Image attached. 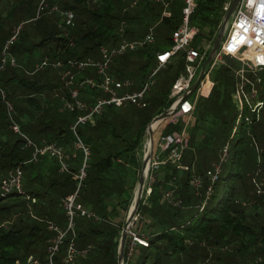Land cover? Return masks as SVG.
Instances as JSON below:
<instances>
[{
  "label": "trees",
  "instance_id": "obj_1",
  "mask_svg": "<svg viewBox=\"0 0 264 264\" xmlns=\"http://www.w3.org/2000/svg\"><path fill=\"white\" fill-rule=\"evenodd\" d=\"M56 1L58 0H45L44 4L50 2V6H54L57 4ZM152 1L154 2V0H98L97 2L95 0H59L61 11L71 10L75 13L74 25L71 26L74 32L67 33L65 36L60 28L61 18L58 16L49 25L47 24L45 33L47 37L37 44L50 47L52 55L48 56H52L49 57L51 60L81 61L91 57L95 60L98 58V52L102 46L119 44L121 36L118 31L122 24H128L130 27L125 32L126 37L139 41L146 37L152 25L156 24V20H161L165 24L162 32L169 34L168 41L171 47L173 32L179 27L181 20H173L171 12H169V16L164 15L170 2L167 3V7L162 4V0H155L161 5V9L158 10ZM223 2L224 0H199L198 8L192 18L193 25H196V21L201 24L199 26L201 34L196 42L201 41L203 35L208 41L213 42L221 27ZM17 5V2L12 4V6ZM8 13L7 18L11 14L10 8ZM48 13L51 14L49 10ZM20 25L18 24L16 29ZM24 29L26 28H22V31ZM13 32L6 33L8 35L4 40L3 48L14 34ZM21 34L18 35L9 51L12 56L19 48ZM36 39L33 34L29 38V40H34L33 42H36ZM149 45L151 44L127 53L116 60V65L112 66L111 72L116 73L117 79L135 80L139 83L138 86L145 84L148 78L146 71L157 66L156 53L164 51L162 48H153ZM175 59L177 56L168 66V69H172L178 63V73L175 78L167 83L164 82L156 92L151 90L148 97L149 104L144 108L148 109L153 106L156 110H151V113H156L155 116L148 113L147 123L141 131L136 132L129 144H126L127 140L123 135L129 124L120 120L121 113L119 111L142 120L139 108L133 105V107L130 106L132 108L129 106L126 108L105 107L103 113L96 116L99 118L94 127L90 126L93 124H86L89 125L90 130L84 141L78 133L83 144L90 149V159L93 155L97 156L94 164L92 162L90 164V159L87 161V165L89 164L86 168L87 178L80 191L78 201L85 202L84 204L89 208L99 209L98 212L103 214L96 215L98 219H92L90 224L78 223L76 230L78 235L75 243L77 249H84L89 245L98 249L96 253L92 250L93 254H90V251L85 257H80L79 264H118L119 235L122 225L121 221L116 223V219L120 214L113 203L106 201L107 197L103 192L108 188L109 197H121L127 189L128 181L126 179L139 170L140 165L136 153L143 148L142 140L146 135V128L155 117L170 108L172 103L169 100L171 86L184 69V56H180L174 63ZM138 66L141 67V71H137ZM213 74L215 86L209 98L199 99L194 129L189 132L186 142L188 148L181 156V164L189 167L187 173L184 178L180 179L178 174L182 170L176 169L170 161L167 162L168 165L165 167L166 169L164 168L166 183L162 186L154 185L149 197L151 206L139 209L143 215L142 222L145 226L142 233L147 231V227L150 231L145 234L146 239L143 234H140L142 231L140 228L138 236L147 244L145 246L139 242L136 243L135 261L131 264H206L207 262H211L210 264H264V223L258 214L253 216L250 211V208L255 205V199L260 197L253 180L255 177L259 180L260 176L264 175L261 165L263 159L264 166V108L258 123L248 125L242 122L233 132L238 116V111L231 100L234 88L233 71L228 67H217ZM209 83L206 82L202 90ZM209 88L211 89V84ZM202 92L204 94V91ZM208 93L205 94L208 95ZM195 94L196 92L192 96ZM82 96L83 100L89 99L83 93ZM102 96L105 97L104 94ZM259 100L264 102V89ZM4 110L0 103V128L9 129V122ZM73 115V119L68 121L69 125L77 118L76 113ZM164 124L166 121L160 126V129ZM206 124H210L209 129L206 128ZM183 129V122L176 125L171 123L165 128L164 134H181ZM202 129L209 131L207 134H202ZM1 131L0 138H3L4 134ZM39 133L40 131H37V134ZM91 134L97 135L98 141L102 138L103 140L95 144ZM198 134H202L199 141ZM110 136L113 141L108 140ZM248 138L252 143L256 158H258L256 147L261 150L258 170L260 168L262 171L257 176L254 175L258 170L249 175L242 172L248 161L246 150L243 148V144ZM254 139L258 144L256 147ZM43 141L59 142L58 144L64 148H69L71 143L63 131H59L52 138H43ZM228 142L230 145L229 158L220 163V158L215 160L218 149L222 150ZM23 146L24 142L20 137L15 142L6 137L5 141L0 139V221L9 223L7 229L0 226V264H16L18 261L21 264H29L31 256H33V260L37 258L38 264H49L47 259V261L44 260L47 255L46 248L53 233L44 224V220L45 218L55 220L63 226L64 219L60 217V204L63 198L76 190L73 174L80 169L79 163L83 151H80L76 162V165L79 166H73L72 161L70 164L71 173H66L67 179L57 180L55 176L56 172L59 173V165L51 173L47 172L49 167L47 163L40 167L45 157L34 163L31 161L33 151L25 150ZM176 147L174 145L169 152L160 153L159 157L162 161L170 160L168 156ZM82 155L84 156V154ZM198 159L200 161L196 166L197 172H195L198 175H203L215 161L221 164L218 180L213 184V192L209 198L206 197L209 183L207 180L203 185L204 190L200 189L197 192L191 187V178L194 175L192 168ZM18 166H22V170L30 169L27 176H24V194L17 191L4 194L1 189L2 183L8 178L9 172ZM173 177L176 188H169L168 181L171 182ZM118 183L122 185L120 192L114 190ZM59 191L62 192L60 195L57 194ZM170 191L176 192L177 197L183 202L182 207L170 206L167 202L164 203L165 205L160 204L158 197L164 195V192ZM27 196L30 197L29 200H27ZM33 200L36 202L32 203ZM111 205L114 206L110 207ZM30 208L35 209L37 216L32 218L27 215L25 220L21 219L10 225L14 216L27 213ZM91 211L94 212V210ZM147 214L150 215L151 223L146 219ZM70 240L71 236L55 257L54 264H65L63 259L66 256ZM125 253H128L126 248Z\"/></svg>",
  "mask_w": 264,
  "mask_h": 264
},
{
  "label": "built area",
  "instance_id": "obj_2",
  "mask_svg": "<svg viewBox=\"0 0 264 264\" xmlns=\"http://www.w3.org/2000/svg\"><path fill=\"white\" fill-rule=\"evenodd\" d=\"M180 1L183 4L181 23L173 32L171 47L167 50L157 52V66L153 69L147 81L139 91L131 90L133 84L130 80L115 78L111 74V67L112 64H114L115 58L124 56L128 52L136 51L148 44L155 43V27H151L149 29V34L146 35L145 39L142 41H129L124 38L127 27L125 24H122V28L120 30L121 41L116 46H102L100 48L101 60L88 58L81 61H64L61 59L51 60L47 58L42 61V63L36 65L35 71L48 69L62 71L61 86L55 89L54 92H57L58 90L62 92L66 90L68 91L69 96L67 97L68 94H64L63 96L64 102L62 104V110L77 114L76 122L71 126V128L84 154V164L77 173L73 174V179L76 183V190L74 193L67 195L62 199L63 207L65 208L68 216L66 225L64 226L65 228H61L51 221L47 222L48 229L53 233V237L48 243L49 264H54V259L60 252L62 246L65 244L68 236H71V240L66 256L63 259L65 264H75L78 257L85 256L92 250V246H87L84 249H77L75 245L77 230V223L75 220L76 215L79 213L81 216H93L92 218L98 219L94 212L82 208V206L77 203L80 197L79 192L83 188L82 185H84L86 180V165L91 154L90 149L83 144L82 140H80L78 136V128L81 125L93 124L96 116L101 115L107 106L124 108L126 106L133 105L139 108H146L149 104L146 96L155 82V77L161 70L166 69L171 60L179 54H183L184 56V69L170 90L169 100L172 101L170 108H176L177 106L178 108L169 119L172 120L178 111H180L183 115H190L196 108V104L190 100L194 92L189 96H186V94L198 77L199 70L211 50L212 42L207 39H203L199 41L200 43L198 45H196V39L201 34V29L192 24V18L198 8L199 0ZM232 1L233 0H224L222 4L221 13L223 20L230 9ZM44 2L45 0L40 3L41 9L44 8ZM49 11L51 14L57 13L61 18L60 23L65 26L74 25L75 13L73 11H61L56 7L51 8ZM165 15L169 16L167 13H165ZM65 36H67V33ZM17 37L18 32L16 31L6 42L2 50V64L0 65V71L5 69L8 63L15 67L16 59L9 51L11 46L17 40ZM225 55H229L241 63V67L239 69H232L235 77L232 101L238 111L236 124L233 129L234 132L242 122H245L248 125L258 123L261 120V114L264 108V102L257 98V87L263 84L261 74L264 71V0H241L238 8L231 18L229 31L217 51L213 63L209 65L206 70L205 78L200 85V89L195 91L198 95L200 93V96H204L201 93V87L204 82L208 80L211 81V76L214 70L218 67V64H225ZM89 69L95 71L97 78H79L80 74ZM213 85L214 82L212 83V86ZM88 90L101 91L105 97H97L95 103L92 106H89L85 103V101L81 100L82 92ZM55 97H58V94H56ZM0 101L6 105L11 129L24 142L23 148L25 150L32 149L33 158L31 161H38L41 156H49L57 161L61 173H71L70 159L73 154L68 152L58 143H49L47 145L40 146L31 140L23 132L19 122L13 117L14 106L12 102L8 100L7 94L1 86ZM175 139L177 138L171 134L162 135L160 138V153L169 152L175 144ZM228 144L229 142L221 150L220 163L227 160ZM162 163H166V160L162 161L159 155L153 157L151 161L153 169L159 168V165ZM220 163L212 164L215 174H209V181L211 184L207 188V198H209L212 194L213 184L218 180L221 169L216 165L221 166ZM261 165L263 166V162ZM261 171L262 170L259 168L255 176L259 175ZM198 176L199 177H196L193 180V185L195 186L193 188L197 192H199L204 185L201 178L203 176ZM23 177L24 173L22 166H18L12 170L8 178L3 183L2 191L4 194L14 191L24 194ZM253 181L257 188V194H263L264 179L258 180L257 177H255ZM26 198L27 200L30 199L29 196ZM35 202L36 201L33 200V203ZM134 240L139 243L143 242L137 237V235H134ZM134 249L135 247L130 244L129 257L133 254ZM29 262L38 264V261L33 260V258H31Z\"/></svg>",
  "mask_w": 264,
  "mask_h": 264
},
{
  "label": "rangeland",
  "instance_id": "obj_3",
  "mask_svg": "<svg viewBox=\"0 0 264 264\" xmlns=\"http://www.w3.org/2000/svg\"><path fill=\"white\" fill-rule=\"evenodd\" d=\"M58 1L55 2L57 4L54 7L60 8ZM95 1L97 2L98 0H95ZM15 2H17L18 5L12 6V4ZM40 3H41V0H0V65L2 64V52H1V50L3 48L4 40L8 35L6 33H8V32L11 33V31L14 28H16L18 26V24H21V25L19 26L18 30L15 29L14 32L17 31L18 35L20 33H22L21 39H20V42L18 45L19 48L13 55L16 59V65L14 67L8 63L7 67L5 69H3L2 71H0V86L5 90L8 100L11 101L12 104L14 105L13 117L20 122L19 124L21 126L23 125L24 130H25L24 131L23 127H22L23 132L31 140H33L38 145H47V144H49L48 141H43V138H48V139L52 138L55 134H58L59 131H63L64 134H66V136L68 137V139L71 140L69 147H71L74 150L73 152L76 153V155L78 156V154L80 152L76 146V137L73 135L72 128L70 127V125L68 123L69 120L73 119L74 115L72 112L65 111V110L63 111L62 110L63 106L60 108L61 109L60 111L61 112H67V113H64V114L59 113L58 109H56V107H57L56 106L57 102L55 101L56 94H58L57 98L62 101V104L64 102L63 101L64 100V98H63L64 92L59 91V90L57 92H54L55 89H57V88H59V86H61L60 83H61L62 72L59 70H53V69L35 71L37 64L42 63V61H44L47 58L51 59L49 57H52V56H48V55H52V50L49 49L50 47L38 46L37 43H39L41 40H43L44 38L47 37V35L45 34L47 31V26L51 22L54 21L55 17L58 18L57 13H54V15H51L48 13V10L50 7V2L46 3L44 5L43 9L40 8ZM153 3L156 4L158 10L161 9V5L158 2H156L154 0ZM167 3H169V8L167 10L166 9L165 10L168 12H171L173 14V20H175V19L181 20V9H182L181 1L180 0H162V4L164 6L168 7ZM9 8L11 9V14H10V17L7 18V13H8ZM34 17H37V18L33 19ZM222 22H223V16H222ZM222 22H221V24H222ZM230 23H231V20L227 26L226 34L229 31ZM156 24L158 25V28L156 30V34H157L156 41H155V43L149 45V47H153V48L158 47V48H162V49H169L170 48V43L168 41L169 40L168 39L169 34L167 32H165V33L162 32V30L165 27V24H163L161 22V20H156ZM58 25H59V21H58ZM200 25L201 24L198 21H196V26L199 27ZM24 27L26 29H24L22 31V28H24ZM126 27H127V25H126ZM60 28H61V31L63 32V34L74 32L72 29L73 27L65 26L62 23H60ZM121 28H122V26H120V30H121ZM120 30L118 31L119 35H121ZM32 34H33L35 39L37 38L36 42H33L34 40L33 41L29 40V38ZM60 37H63V36L60 35ZM142 37H144V36H142ZM201 38H202L201 40L206 39V37L204 35ZM199 43L200 42L197 41L196 45H198ZM12 46H11L10 50L12 49ZM51 47L53 48L54 46L52 45ZM53 51H54V48H53ZM128 53H130V52H128ZM180 56H183V54H179L177 56V59L174 60V63L177 62V60ZM86 59H84V60H86ZM98 59L101 60L100 52H98ZM145 60H147V59H145ZM138 63H141V62H138ZM224 63L225 64H222V63L218 64V67H228V68L233 69V70H237L241 67V63L237 59H235L229 55L224 56ZM177 64L178 63H176L174 68H172V69H168V68L163 69L158 73V75L155 77L156 83L154 82V84L152 85L153 87L151 88L152 92H156L164 82L167 83L168 81H172L175 78V75L178 73ZM112 66H113V64H112ZM111 69H112V67H111ZM136 69H137V71H141L140 66H138ZM152 71H153V68L148 69L146 71V73H147L146 76L148 75V77H149V75L152 73ZM233 74H234V71H233ZM213 76H214V74H212L211 78ZM261 76L263 78V84L257 87V91H258L257 98L261 97V93L263 92V89H264V71L262 72ZM147 79H146V81H147ZM234 79H235V77H234ZM211 81L213 83V78L211 79ZM214 86L215 85H213V88H214ZM213 88H212V90H213ZM82 93L88 95L87 91H83ZM211 93H212V91H211ZM149 95H150V92H149ZM209 96L203 97V98H209ZM81 97H82V94H81ZM53 98H54V100H53ZM0 103L2 104L3 108H6V105L2 101H0ZM43 104H45V105H43ZM232 104L234 106L233 101H232ZM130 106H132V105H130ZM130 106H129V108L133 107V106L132 107H130ZM22 107H24L25 109H22ZM15 108L17 109L18 113H16ZM139 110H140L139 112L142 116V120H141V118L132 117L126 113H122L121 111H119L121 113V119L120 120H124V121H126L127 124H129V126L126 125L127 126L126 133L123 134L124 138L127 140L126 144H129L133 140L136 132L141 131L142 128L145 126V123H147L148 113H151V110H156V109L152 106L151 108H148V109H144V108L141 109L140 108ZM5 113H6V117L8 119V122H9V127H8L9 129H6V127L4 129L0 128V130H2L1 133L4 134L3 138H0V139L5 141V137H6L10 141L15 142L19 136L17 134H15L11 129V124H10V121L8 118L7 110L5 111ZM155 114L151 113V115H153V116H155ZM18 115H19V117H17ZM169 120L170 119L166 120V124H164L165 126H167V124L170 122ZM51 122H53V123H51ZM75 122H76V120H74L73 124ZM177 122H175L174 125H176ZM192 122H193V118H192ZM191 126H192V124L190 122V127ZM209 127H210V124H206V128L209 129ZM163 128L160 129V133L157 135L156 140H155L154 157L159 155L161 152L160 138L162 135H160V134H161ZM193 129L194 128L189 129L187 131V134L184 135L183 137L182 136L177 137L176 135H174L175 138H177V139H175L174 145L181 148V152H180V156H177V158L172 163L176 169L182 170L178 174L180 179L185 177L187 170L189 168L186 165H182L180 160H181V156H182L184 150L186 148H188V146L186 145V142H187V139L189 136V132H191ZM89 130H90L89 125H81L79 127L78 133L80 134L83 141L86 138V135H88ZM37 131H40V133L37 134ZM208 131L209 130H206V131H203V129L201 130L202 134H207ZM150 132H151L152 138H153L152 127L150 128ZM248 132L250 133V131H248ZM36 134L38 135L39 139L42 142L37 138ZM202 134H198V141H199ZM91 135L93 137L95 144H98L97 142H99V141L101 142V140H103V138H102L101 140L98 141L97 135H95V134H91ZM250 136H252V135H250ZM252 138H253V136H252ZM110 139L113 141L111 136L109 137L108 140H110ZM108 140H106V141H108ZM146 141H147V135H144V138L142 140L143 148L141 150L139 149L136 153V158L139 162L140 168L136 172V174H133L134 176L128 175L129 177L126 179L128 181L127 186H126V188H127L126 192L121 197H119V196L109 197L108 196V193H109L108 188H106V190L103 192L104 196L107 197L106 201L108 203H113L118 210V214H120L119 217L116 219V223H120V221H121V225H122L121 232H120L121 234L119 235L120 239H121V235H122L123 229L125 227V224H126L128 218L131 215L133 208H134V200H135V194L137 191L138 181L140 178L141 169L143 166L144 159L147 155L146 154L147 153L146 152ZM254 141H255V139H254ZM256 142L257 141L254 142L255 147H256V145L258 146V144ZM228 146L229 147L227 149V151H228L227 159L229 158V150H230V145L228 144ZM243 148L246 150V156L248 157V161H247V164L245 165L244 169H242V172L245 175H249L250 173H253L254 171L258 170L259 156H260L261 150L259 151L260 148L258 147V149H257V147H256V151L258 154V158H256L255 153L253 151L252 143L250 142L249 138L246 139L245 143L243 144ZM29 150H32V149H29ZM221 152L222 151L220 149H218V154H217L215 160H217L218 158L221 157ZM31 157L33 158V156H31ZM42 157H45V158H43L44 162H41L40 167L44 166L45 163H47V165L49 166L47 169V172L51 173L53 170H56L58 168L57 162H54L56 160L54 158L52 159V157L50 158L49 156H41V157H39L38 161L34 160L32 162L37 163V162H39L40 158H42ZM32 158H31V160H32ZM75 160L76 159L73 160V166L76 165L75 162H77V160L76 161ZM96 160H97V156L95 157L93 155V157L90 159V164H91V162L94 164ZM167 160L168 159H166V163L160 164L159 168L153 169L152 164H150V166L148 168L149 170L145 175L144 191H143L142 201L140 203L139 209H141V207H150L151 206V202L149 200V197L151 196L152 188L154 185L155 186H162L164 183H166L164 175L166 172L165 167L168 165ZM35 161H37V162H35ZM199 161H200V159H198V161H195L193 168H192V172L194 175L191 178V187H195L193 185L194 178L199 177L198 174L195 173V172H197L196 166L198 165ZM262 162H263V159H262ZM214 163L219 164L216 161ZM88 165H86V168ZM160 166L163 168H161ZM216 166L220 167V165H216ZM207 169L208 170L205 171L203 175H201V176H203L201 178L203 180V183L205 182V180H207V182H209L208 183V186H209L211 184V182L209 181V176H210L209 174L213 175V174H215V172L213 171V165L211 166L210 169L209 168H207ZM58 170H59V173L56 172V174H57L55 176L56 179L57 180H64V179L66 180L68 175L66 173H61L60 169H58ZM262 170H264V166H262ZM29 171H30V169H23V173H24L25 177L27 176ZM10 172H9V174H10ZM86 178H87V176H86ZM262 179H264V175H261L259 178V180H262ZM23 181H24V178H23ZM169 182L170 181H168V184H167V186L169 188H176V186H174V185H176L174 177L171 179V182L170 183ZM3 183H2V186H3ZM2 186H1V189H3ZM82 186H84V185H82ZM208 186H207V188H208ZM121 189H122V185H119V183L114 187V190L116 192H120ZM201 189L204 190V187L202 186ZM61 193L62 192L59 191L57 194L60 195ZM79 194H80V192H79ZM259 196L260 197H257L255 199V205H253L250 208V211L252 212L253 216L255 215L256 211L258 213H260V219L264 223V185H263V194H261ZM158 198H159V201L161 202L160 204H164L167 202V204H169L170 206H174V207H182L183 206V202L180 200V198L177 197L176 192H172V191L164 192V195H162V196L160 195ZM77 203L79 205H81L82 208H84L88 211L94 210V212L96 213L97 216L103 215L100 212H98L99 209H96L95 207L94 208L93 207L92 208L87 207L86 204H84L85 202L78 201ZM114 205H111L110 207H113ZM139 209L137 211L136 217L134 218L132 224L130 225V228L128 229L127 241H126V245H125V248L128 249V253L127 254L125 253L124 264H131L132 262L135 261V258H134L135 249H134L133 254L129 257L130 244H131V246H134L136 248L137 242H136V240H134V235H137V237L139 238L138 233H140V228H141L142 231L140 234H143V236L147 239V236L145 234H147V231H150V229L147 227L146 228L147 231H145V233H142L143 230L145 229V226H144V223L142 222L143 215L141 214V212H139L140 211ZM59 211H60V217L64 219L62 224H63V226H65L66 225L65 222H67L68 216L66 214L65 208L63 207L62 201L60 204ZM124 213H125V215H124ZM111 214L113 215V213H111ZM121 214H123V215H121ZM27 215L32 216V218H33V216H37L35 209L30 208V209H28L27 213L18 214L16 216H14L12 218V221L10 222V225L12 222L13 223L18 222L21 219L25 220ZM92 217L93 216H90V217L81 216L78 213V215H76V217H75L77 226H78V223L81 224L82 222L85 224L92 223V219L96 220L95 218H92ZM39 218H43V217H39ZM146 219H148L149 223H151V219H150L149 214L146 215ZM44 221H45L44 224L46 226H47V222L51 221V222L57 224L58 226H60L61 228H65V227L61 226L55 220H50V219L45 218ZM5 222L0 221V226L7 229L9 227V223H5ZM77 235L78 234L76 232L75 243H76ZM69 237L70 236H68V238ZM140 240L143 241V239H140ZM143 242H145V241H143ZM143 242H141L140 244L146 246L147 243L146 242L143 243ZM119 245H120V242H119ZM89 246H92V250L94 253L98 252V249H95L93 245H89ZM92 250H91V253L88 252L86 255H88L89 253L93 254ZM118 252H119V247H118ZM46 254L47 255H46L44 261L48 260V247L46 248ZM85 256H82V257H85ZM32 257L33 256H31V258ZM35 258H36V256H35ZM80 259L81 258L78 257L75 264H79ZM36 260H37V258H36ZM29 261H30V259H29ZM210 263L211 262H207L206 264H210ZM16 264H21V263L18 261ZM29 264H33V263L29 262Z\"/></svg>",
  "mask_w": 264,
  "mask_h": 264
},
{
  "label": "water",
  "instance_id": "obj_4",
  "mask_svg": "<svg viewBox=\"0 0 264 264\" xmlns=\"http://www.w3.org/2000/svg\"><path fill=\"white\" fill-rule=\"evenodd\" d=\"M240 2H241V0H233L232 1L230 9L227 12V14L225 15V18L221 24L219 32L212 42L211 50L209 51L205 61L203 62L202 66L199 70L198 77L196 78L195 82L193 83V85L191 86L189 91L187 92L186 96H189L191 93L197 91V89L201 85L202 81L204 80L206 70L209 67V65H211L213 63L215 56L217 54V51L219 50V48H220V46H221V44H222V42L226 36L227 26H228V24H229V22L233 16V14L235 13L236 9L238 8ZM177 108H178V106L176 108H169L168 110L163 112L161 115L155 117L148 124V126L146 128V135H147V139L150 138L152 140L153 146H154L153 138H152V134L150 132L151 124L153 122L166 121L167 119H169L172 116L173 113H175ZM153 146L149 150V152L147 153V155L144 159L143 166L141 169L140 178L138 181L137 191L135 194L134 208H133V211H132L131 215L129 216V218L125 224V227H124L122 235H121L119 252H118V264H124L125 245H126V241H127L128 229L130 228V225L132 224L134 218L136 217L137 211H138L140 203L142 201V195H143L144 185H145L146 169H147V167L149 168L151 161H152L154 154H155V150H154Z\"/></svg>",
  "mask_w": 264,
  "mask_h": 264
},
{
  "label": "crops",
  "instance_id": "obj_5",
  "mask_svg": "<svg viewBox=\"0 0 264 264\" xmlns=\"http://www.w3.org/2000/svg\"><path fill=\"white\" fill-rule=\"evenodd\" d=\"M182 3V2H181ZM54 6H56V4L54 5ZM54 6H50L49 8L51 9V8H54ZM182 7H183V4H182ZM57 9H59L58 7H56ZM49 9V10H50ZM165 13H167V14H169V12H167V11H165L164 12V15H165ZM57 16H59V15H57ZM165 16H167V15H165ZM126 25V24H125ZM152 27H155V29L157 30V28H158V25L157 24H153L152 25ZM17 28V27H16ZM16 28H14L11 32H13ZM130 29V27L128 26V24H127V28H126V30H125V32L127 31V30H129ZM147 34V33H146ZM128 37V36H127ZM126 37V34L124 35V38H126L127 40H129V41H134V40H131V39H128ZM164 50H167V49H164ZM160 52V51H159ZM157 54V53H156ZM92 58V57H91ZM119 57H117V58H115V61H114V64H113V67H114V65H116V60L118 59ZM156 58V57H155ZM92 59H94V58H92ZM95 60H99L98 58L97 59H95ZM172 61V60H171ZM170 64V63H169ZM169 66V65H168ZM168 68V67H167ZM166 68V69H167ZM113 69V68H112ZM112 69H111V71H112ZM59 71H61V70H59ZM62 72V71H61ZM111 74L115 77V78H117L116 77V73H114V72H111ZM181 74V73H180ZM179 74V75H180ZM179 77V76H178ZM177 77V78H178ZM79 78H97V75H96V73H95V71L94 70H91V69H89V70H87V71H85L84 73H82V74H80L79 75ZM177 80V79H176ZM175 80V81H176ZM131 82H132V87H131V90L132 91H139L143 86H138L139 85V83L138 82H136L135 80H130ZM206 82H210L209 83V85H207L203 90H202V88H203V86L201 87V93L203 94V92L202 91H204V96L205 97H208L209 96V94L211 93V91H212V88H213V86H212V82L210 81V80H208V81H206ZM206 82H204V84L203 85H205V83ZM175 83V82H174ZM173 83V84H174ZM210 84H211V89L209 88V86H210ZM60 85H61V83H60ZM173 86V85H172ZM171 86V87H172ZM153 87V86H152ZM151 87V88H152ZM135 88V89H134ZM209 89H210V91H209ZM150 91H151V89H150ZM149 91V92H150ZM208 91H209V93H208ZM149 92H148V94H147V96H146V98H147V101L149 102V100H148V97H149ZM92 93V94H91ZM205 93H208V95H206ZM64 94L65 95H67L68 94V91L66 90V91H64ZM88 94L89 95H87V94H83L84 96H86V97H88L89 99L88 100H83V96L81 97V100H83V101H85V103H87L89 106H92L94 103H95V100L97 99V97H102V92L101 91H96V90H88ZM69 96V94L67 95V97ZM204 96H200V93H199V95L197 94V92H196V94H195V96H192L191 97V101H193L194 102V104H196V108H195V110L190 114V115H183V114H181V112L180 111H178L177 112V114H176V116L172 119V120H169L170 122L167 124V125H169V124H171V123H175V122H177V123H179V122H183V124H184V129H183V131H182V133L181 134H172V135H176L177 137H179V136H184V135H186L187 134V131L189 130V129H191V128H193L194 127V125H195V121H196V117H195V114H196V109H197V105H198V102H199V99H201V97L203 98ZM231 97H232V95H231ZM53 100H54V98H53ZM55 101L57 102V104H56V109H58V112L59 113H67V112H61L60 110V108L62 107V101L60 100V99H58L57 97H55ZM43 105H45V104H43ZM14 106V105H13ZM130 106V105H129ZM126 107H128V106H126ZM125 107V108H126ZM139 108V107H138ZM4 109H6V108H4ZM22 109H25L24 107H22ZM140 109V108H139ZM141 109H143V108H141ZM7 110V109H6ZM5 110V111H6ZM15 111H16V113H18L17 112V109L15 108ZM6 114V113H5ZM17 117H19V115L17 116ZM99 118V117H98ZM98 118H96V121L93 123V125H90V126H95L96 125V122H97V120H98ZM184 118V119H183ZM192 118H193V122H192ZM18 121V120H17ZM73 122H74V120H73ZM73 122L70 124V127L72 126V124H73ZM190 122H191V124H192V126L190 127ZM194 124V125H193ZM164 127V128H163ZM163 129H162V132H161V134L160 135H166V134H164V130H165V127H167V126H165V125H163ZM151 128V127H150ZM159 133H160V131H159ZM74 135V134H73ZM75 136V135H74ZM79 136V135H78ZM79 138H80V136H79ZM40 146H44V145H40ZM76 146H77V149L79 150V152L81 151L82 152V150H81V148H80V146H79V144H78V140H77V138H76ZM149 146H150V139L148 138L147 139V141H146V152L148 153V151H149ZM68 152H70V153H72L73 154V156L71 157V159H70V164H71V162L74 160V159H78V156L80 155V153L78 154V156L76 155V153H74L73 151V149L71 148V147H66L65 148ZM32 151V150H31ZM180 152H181V148H179L178 146L169 154V156H168V158H170V160H167V162H174V160L177 158V156H180ZM146 153V154H147ZM83 154V153H82ZM81 154V156H82V158H81V162L79 163V165H80V168L82 167V165L84 164V156ZM74 155H75V157H74ZM51 158V157H50ZM53 159V158H52ZM75 160V161H76ZM75 164H76V162H75ZM79 165H75V166H79ZM24 178V177H23ZM6 180V179H5ZM255 214H258L259 216H260V213H258L257 211H256V213ZM121 215H123V214H121ZM124 215H125V213H124Z\"/></svg>",
  "mask_w": 264,
  "mask_h": 264
},
{
  "label": "bare ground",
  "instance_id": "obj_6",
  "mask_svg": "<svg viewBox=\"0 0 264 264\" xmlns=\"http://www.w3.org/2000/svg\"><path fill=\"white\" fill-rule=\"evenodd\" d=\"M199 88H200V86H199ZM198 88V89H199ZM165 121H158V122H153L152 124H151V126L150 127H152V131H153V143H154V146H153V144H152V140L150 141V146H149V150L152 148V146H153V148L155 149V140H156V137H157V135L159 134V129H160V126L164 123ZM149 152V151H148ZM148 167H147V169H146V173L148 172Z\"/></svg>",
  "mask_w": 264,
  "mask_h": 264
}]
</instances>
